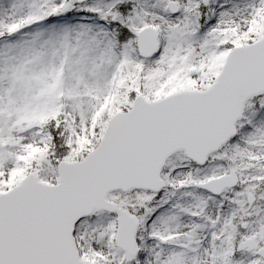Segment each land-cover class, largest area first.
<instances>
[{"label": "snow or ice", "instance_id": "1", "mask_svg": "<svg viewBox=\"0 0 264 264\" xmlns=\"http://www.w3.org/2000/svg\"><path fill=\"white\" fill-rule=\"evenodd\" d=\"M0 264H264V0H0Z\"/></svg>", "mask_w": 264, "mask_h": 264}]
</instances>
